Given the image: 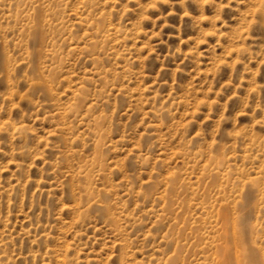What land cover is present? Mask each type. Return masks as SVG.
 <instances>
[{"label":"rangeland","instance_id":"rangeland-1","mask_svg":"<svg viewBox=\"0 0 264 264\" xmlns=\"http://www.w3.org/2000/svg\"><path fill=\"white\" fill-rule=\"evenodd\" d=\"M0 264H264V0H0Z\"/></svg>","mask_w":264,"mask_h":264}]
</instances>
